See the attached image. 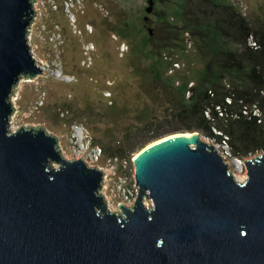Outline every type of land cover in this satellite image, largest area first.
Segmentation results:
<instances>
[{"label":"water","instance_id":"95a60500","mask_svg":"<svg viewBox=\"0 0 264 264\" xmlns=\"http://www.w3.org/2000/svg\"><path fill=\"white\" fill-rule=\"evenodd\" d=\"M36 12L0 0V264H264V153L241 181L200 131L161 136L135 155L138 197L119 212L101 168L66 159L42 125L10 129L14 86L43 72Z\"/></svg>","mask_w":264,"mask_h":264},{"label":"rangeland","instance_id":"374dc122","mask_svg":"<svg viewBox=\"0 0 264 264\" xmlns=\"http://www.w3.org/2000/svg\"><path fill=\"white\" fill-rule=\"evenodd\" d=\"M48 1L35 4L29 40L43 72L31 79L23 75L14 86L9 127L42 125L58 138L66 159L82 157L78 145L87 146L85 134L109 142L126 124L160 120L162 102L177 96L176 85L210 79L212 87L217 75H226L218 67L220 52L231 46L222 43L214 25L189 16L190 0H83L82 8L74 7L76 19L65 0H55L57 9ZM214 1L236 7L233 0ZM236 1L247 16L264 20V0ZM135 58L153 63V69L148 64L133 69ZM174 60L184 66L171 75L167 69ZM228 73L221 82H241L236 71Z\"/></svg>","mask_w":264,"mask_h":264},{"label":"trees","instance_id":"16d2710c","mask_svg":"<svg viewBox=\"0 0 264 264\" xmlns=\"http://www.w3.org/2000/svg\"><path fill=\"white\" fill-rule=\"evenodd\" d=\"M189 4V16L198 20L203 18L214 25L223 35L222 43L231 46L220 52L218 67L225 71L226 75H217L218 80L212 87L210 79L199 81V84L193 87V94L190 97L186 95L187 82L176 85L177 96L162 102L160 120L154 119L142 124H126L125 128L119 132V136L110 137L109 142L92 136L93 142L103 147L105 156L119 154L130 157L129 154L139 151L149 142L178 130H198L203 134H212L213 123L206 116L205 109L213 106V103L223 101L228 94L223 81H220L229 74L228 72L236 71L235 77L241 81L234 86L233 92L237 100L243 99L247 102L259 100L264 105V95L260 93V89L264 88V20H254L226 2L190 0ZM251 33L255 34L260 42L259 49H254L247 44V37ZM130 64L137 71H140L144 64L150 65L151 70L154 67L153 63L144 62L140 58L131 59ZM152 74L155 78L154 71ZM169 87L171 88V85ZM210 88L215 89V96L209 93ZM237 100L230 105L232 110L240 107L241 104ZM174 121L185 125L175 126ZM220 123H226L223 128L231 135L232 144L237 153L247 154L259 148L264 149V125L257 123L256 120L241 116L227 122L219 121L218 124Z\"/></svg>","mask_w":264,"mask_h":264},{"label":"built area","instance_id":"2783aa9c","mask_svg":"<svg viewBox=\"0 0 264 264\" xmlns=\"http://www.w3.org/2000/svg\"><path fill=\"white\" fill-rule=\"evenodd\" d=\"M83 0H65L66 8L72 13L73 18L76 19V13L74 12V7L78 6L79 8L83 7ZM236 7L241 10L244 15H247L246 7L243 3H240L236 0ZM45 4V0H37L38 3ZM48 4L53 8L57 9L59 7L58 2L55 0H49ZM39 7V6H38ZM41 7V5H40ZM32 25V24H31ZM29 33V40L31 38V28ZM247 44L254 48L259 49L261 44L255 34L251 33L247 37ZM168 58V55H166ZM184 64L179 60H174L171 62L169 68L167 69L168 73L171 75L177 74L180 70L183 69ZM180 83V80L177 81V84ZM223 84L225 89L228 90V94L225 96L224 100L221 102L213 103V106H208L205 109L206 116L213 123V133L205 134L203 138L209 143L213 144L215 148L220 152L225 161L228 163L231 171L238 180L239 176L241 178H246L248 176V169L244 162V159H249L257 154L253 151L248 152L247 154L237 153L234 150L231 135L221 127L218 122L238 119L241 116L254 119L257 123L264 125V105L259 100L254 101H244L243 99L237 100L235 97L234 86L231 82L224 79ZM196 85L194 80H191L187 83L186 95L190 97L193 94V87ZM209 93L211 96H215V89L210 88ZM260 93L264 95V88L260 89ZM111 94V93H110ZM236 100L240 103V107L235 110L231 109L230 105H233ZM88 137L87 146L83 143L78 145L80 151L83 153V159L91 166H96L101 168L104 171V179L102 182L101 191L104 194V197L107 200L108 206L112 210H121L119 205L122 203L126 206H133L137 197H138V185H136L135 178V163L134 155L131 157L121 156L119 154L107 157L103 161L104 150L103 147L93 142L91 135L85 134ZM264 153V151H263ZM239 174V175H238ZM242 181V180H241ZM145 203L150 206L152 205V199H145Z\"/></svg>","mask_w":264,"mask_h":264},{"label":"bare ground","instance_id":"6f19581e","mask_svg":"<svg viewBox=\"0 0 264 264\" xmlns=\"http://www.w3.org/2000/svg\"><path fill=\"white\" fill-rule=\"evenodd\" d=\"M190 135H192V134H190ZM171 136H172V135H169V136H167V137H171ZM158 141H160V140H158ZM153 143H156V142H153ZM153 143H151L150 145H152ZM137 153H138V152H137ZM137 153H136V154H137ZM136 154H135V155H136ZM54 165H55V167H57L58 164H54ZM116 211H118V210H116Z\"/></svg>","mask_w":264,"mask_h":264}]
</instances>
